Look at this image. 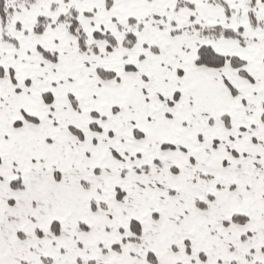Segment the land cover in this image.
<instances>
[{"label": "snow or ice", "instance_id": "6c2138e0", "mask_svg": "<svg viewBox=\"0 0 264 264\" xmlns=\"http://www.w3.org/2000/svg\"><path fill=\"white\" fill-rule=\"evenodd\" d=\"M0 264H264V0H0Z\"/></svg>", "mask_w": 264, "mask_h": 264}]
</instances>
